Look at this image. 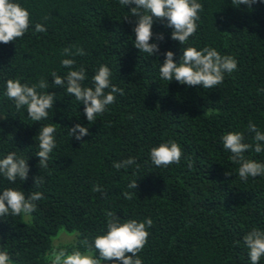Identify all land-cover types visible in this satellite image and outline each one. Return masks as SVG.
I'll return each mask as SVG.
<instances>
[{"label":"trees","instance_id":"1","mask_svg":"<svg viewBox=\"0 0 264 264\" xmlns=\"http://www.w3.org/2000/svg\"><path fill=\"white\" fill-rule=\"evenodd\" d=\"M16 2L30 10L31 23L23 37L0 43V159L16 152L28 159L30 170L26 181L17 178L14 184L0 174V194L11 187L26 195L40 191L44 198L28 219L23 214L0 217V250H8L11 263L50 264L47 257L60 230L75 237L57 249L84 251L82 242L104 234L105 213L112 211L122 222L153 220L139 253L143 264H251L243 237L253 228L264 231V176L242 181L222 136L244 132L252 145L245 157L264 163V152L254 151L255 133L247 127L251 121L264 133V92L258 91L264 89V0L251 8L232 0H199V26L185 45L171 38L166 20L155 19L153 32L164 39L152 56L134 45L137 18L130 10L135 5L121 6L119 0ZM37 23L47 31L35 32ZM150 42H157L155 35ZM73 45L86 54H62ZM188 46L215 48L233 56L238 67L211 89L161 80L164 54L172 50L179 62ZM66 58L76 60L75 68L85 66V86H93L95 72L107 65L112 83L124 90L94 123L87 120L83 103L52 83L53 71L66 76L70 70L61 64ZM16 78L30 85L48 81V89H38L56 93L46 120L32 121L26 107L17 112L4 95L7 80ZM49 123L55 124L57 146L48 168H40L35 137ZM77 123L89 128L82 140L67 131ZM169 139L182 147L181 162L157 168L150 150ZM259 143L264 147V141ZM129 157L136 163L119 170L113 166ZM39 175L44 182L37 187ZM133 179L138 187L129 189ZM96 184L102 192L92 191ZM125 190L136 193L132 200L124 198Z\"/></svg>","mask_w":264,"mask_h":264},{"label":"clouds","instance_id":"2","mask_svg":"<svg viewBox=\"0 0 264 264\" xmlns=\"http://www.w3.org/2000/svg\"><path fill=\"white\" fill-rule=\"evenodd\" d=\"M258 0H232L236 6L246 4L251 8ZM121 6L135 5L131 8L130 16H135L137 22L133 28L135 33L134 45L141 53L154 55L160 51L159 41L164 39L163 33L153 32L155 19L166 20V27L172 30L171 38L185 45L189 38L195 35L200 20L199 12L203 5L199 0H119ZM30 10L22 6L16 0H0V43L7 44L24 36L29 30L31 19ZM129 17H125L128 19ZM45 20L48 17H44ZM46 27L37 23L35 32H46ZM157 42H150L153 36ZM75 48V52L72 51ZM65 56L85 55L83 47L73 45L63 50ZM165 59L159 67V75L163 81L175 79L189 87L202 85L205 89H211L223 83L225 74L234 72L238 67V61L231 55H221L212 47L205 46L197 49L195 46L183 47V54L179 62L174 59L175 53L168 50ZM62 66L69 68L66 76L51 73L54 77L53 84L66 89L68 95L75 97L84 104V113L89 123H94L98 116H103L107 106L116 102V94L123 95L124 90L112 83V71L109 66L101 65L92 77L93 86H85L87 78L86 68L81 64L75 68L76 60L66 58L61 61ZM49 88L48 81L41 78L37 83H22L20 78L9 79L6 82L4 95L14 101L15 108L19 112L26 107L27 115L34 122L46 120L49 110L54 108L56 93L38 91ZM258 91L264 92V89ZM210 108L204 113L208 114ZM6 119L7 117L4 116ZM248 130L254 132L257 141L254 151L264 152L261 141H264V133L257 129L253 122H249ZM70 137L82 140L89 134V128L77 123L67 129ZM55 124L49 123L41 126L35 139L39 141V151L35 153L39 157V167L48 168L50 154L57 146ZM223 148L231 153L230 160L239 164L238 176L242 181L249 177L264 176V163L246 158L245 151L252 145L245 142V134L241 131H229L222 136ZM183 155L182 147L178 142L169 139L150 150V159L157 167H168L171 164H179ZM136 163L134 157L123 161L114 162V167L119 170L128 168ZM191 167V163L188 164ZM30 166L28 159L18 156L16 152H10L0 159V174L10 183H15L17 178L26 181ZM229 171L226 175H231ZM42 176L35 177L34 185L39 187L43 183ZM127 187L136 189L137 179H133ZM93 192H102V186L96 184ZM107 196L106 192H103ZM124 198L132 200L135 192L125 190ZM44 198L40 191H32L30 194L17 188H6L0 194V217L6 215L19 216L33 213L38 205L37 201ZM106 231L97 235L93 242L84 240L85 250L74 248L70 253L64 248H53L47 259L50 264H104L111 260L114 264H143L139 253L148 242L149 231L153 220L149 217L145 220L127 219L122 222L121 217L112 211H106ZM243 242L249 250L251 264H259L264 257V231L253 228L243 237ZM98 253V255H97ZM0 264H11V256L5 248L0 250Z\"/></svg>","mask_w":264,"mask_h":264},{"label":"rangeland","instance_id":"3","mask_svg":"<svg viewBox=\"0 0 264 264\" xmlns=\"http://www.w3.org/2000/svg\"><path fill=\"white\" fill-rule=\"evenodd\" d=\"M0 119H1V115H0ZM28 215L25 216L26 219H28ZM74 233H70V232H66L64 230H60L58 232V234L53 238V245L56 246V248L60 245L66 244L69 241L71 242L74 239ZM13 264V263H11Z\"/></svg>","mask_w":264,"mask_h":264}]
</instances>
